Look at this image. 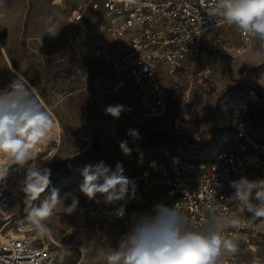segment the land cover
I'll return each instance as SVG.
<instances>
[{"label": "rangeland", "instance_id": "obj_1", "mask_svg": "<svg viewBox=\"0 0 264 264\" xmlns=\"http://www.w3.org/2000/svg\"><path fill=\"white\" fill-rule=\"evenodd\" d=\"M86 1L53 6L42 0H0V89L11 91L10 85L20 80L17 72L21 73L27 83L20 82L32 89L60 135L49 161L29 162L28 166L51 171L48 188L33 206L53 189L64 198V207L70 205L73 197L77 199L74 190L83 182L81 171L88 164L104 161L111 175L119 163L122 175L135 187L152 163L170 154L186 161H209L216 151L231 145L232 104H244L242 117L249 123L250 136L264 145V41L243 42L234 27L220 29L204 54L203 74L180 72L171 78L160 73L167 111L150 118L134 86L121 83L128 49L102 60L89 56L88 46L82 45V34L101 21V13L92 11L77 21L75 12ZM224 104L230 107L222 111L219 106ZM110 105L123 106L119 118L106 112ZM130 130L138 136L130 135ZM122 141H127L130 155L121 151ZM25 174L26 170L17 184L15 227L31 210L22 191ZM97 197L102 196L92 200ZM123 203L113 204V222L105 232L94 230L78 206L71 214L58 207L48 221L55 243H47L58 249L60 264H106L103 254L119 247V235L131 223V203L125 204L122 218L115 215ZM258 244L253 253L242 248L247 264L264 257V235Z\"/></svg>", "mask_w": 264, "mask_h": 264}, {"label": "built area", "instance_id": "obj_2", "mask_svg": "<svg viewBox=\"0 0 264 264\" xmlns=\"http://www.w3.org/2000/svg\"><path fill=\"white\" fill-rule=\"evenodd\" d=\"M42 1L60 6L67 0ZM212 4L213 0H87L77 8L75 16L80 21L87 11L101 13V21L82 34V45L88 46L89 56L102 60H111L120 49H128L121 83L134 86L136 97L149 111L146 116L153 118L165 116L167 111L160 73L171 78L180 72L203 74L204 54L213 46L214 35L224 27L235 28L209 15ZM236 32L243 42L252 39L237 29ZM219 107L225 111L230 106ZM243 108L242 102L232 104L228 112L233 130L231 145L216 151L209 161H186L170 154L139 176L134 198L127 201L134 205L131 223L120 233L121 240L135 218L161 202L180 208L190 218L191 227L198 228L208 215L206 206L212 196V206L217 207L218 214L239 220V227H229L225 233L235 234L239 251L225 256L224 264H247L241 250H257L264 235V220L251 217L243 209L233 196L231 182L241 177L264 179V145L251 138L249 123L242 117ZM50 144L49 152L53 153L56 142ZM43 146L42 140L32 151ZM25 170L0 154V264H60V253L49 242L31 232L19 237L13 234L16 227L12 223L20 203L16 177H22ZM74 193L77 206L93 222V229L108 231L113 222V204L105 203L103 197L94 202L79 187Z\"/></svg>", "mask_w": 264, "mask_h": 264}, {"label": "clouds", "instance_id": "obj_3", "mask_svg": "<svg viewBox=\"0 0 264 264\" xmlns=\"http://www.w3.org/2000/svg\"><path fill=\"white\" fill-rule=\"evenodd\" d=\"M209 15L218 17L223 24L235 26L245 37L264 41V0H213ZM25 85V82L17 80L10 85L11 91L0 92V154L21 168L26 167L22 191L31 209L27 221L39 234L48 235V221L55 210L59 207L71 214L79 201L73 197L71 204L64 207V198L53 189L38 206H33V202L40 199L48 188L51 171L38 165H28L33 160L32 149L49 135L54 122L32 89ZM123 110L122 105L106 108L114 118H119ZM129 134L138 136L135 130H130ZM120 149L125 155L132 151L127 141L120 143ZM109 172L110 168L104 161L85 165L79 190L90 200L100 194L107 204L124 202L115 211V215L122 218L125 204L134 198L135 188L122 175L121 164H117L111 175ZM231 187L235 190L233 196L243 209L251 217L264 220V179L241 177L233 180ZM213 203V197L209 196L208 215L202 226L195 229L180 208L162 202L155 204L149 212L133 220L119 247L105 252L103 259L106 264H224L225 256H234L239 251L235 234H225L229 227H239V220L218 214ZM252 264H264V257H254Z\"/></svg>", "mask_w": 264, "mask_h": 264}, {"label": "bare ground", "instance_id": "obj_4", "mask_svg": "<svg viewBox=\"0 0 264 264\" xmlns=\"http://www.w3.org/2000/svg\"><path fill=\"white\" fill-rule=\"evenodd\" d=\"M17 75H18V79L23 80V81H26V79L23 77V75L21 73L17 72ZM26 83H27V81H26ZM9 90H11V88ZM58 131H59L58 130V126L57 125H54L53 126V129L49 133V135L45 136L44 139H43V142H44L43 148L41 150H39V151H32L33 152V159H37V160L38 159H42V160H45L46 162L49 161L48 159L52 155V152L51 153L49 152V150L52 148V147H50V145H51L50 142L51 143L57 142V141L60 142V135H58ZM21 178H22L21 176H17L16 177V179H17L18 182L21 181ZM17 189H18V187H17ZM18 213H19V211H18ZM20 214L21 213H19L18 216H20ZM28 215L29 214H26V215L23 216L20 224L13 231V234H15V236H18L19 237L24 232H31L32 234H35V235L39 236L38 237L39 240H44L45 242L50 241L52 243H55L51 231H50V233L48 235H41V234H39L37 232V230L34 228V226L31 225L29 221H27Z\"/></svg>", "mask_w": 264, "mask_h": 264}]
</instances>
